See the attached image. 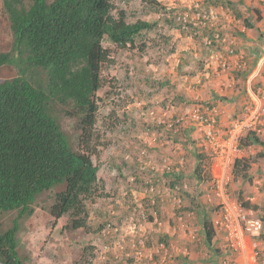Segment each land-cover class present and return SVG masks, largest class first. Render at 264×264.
<instances>
[{
	"label": "rangeland",
	"instance_id": "obj_1",
	"mask_svg": "<svg viewBox=\"0 0 264 264\" xmlns=\"http://www.w3.org/2000/svg\"><path fill=\"white\" fill-rule=\"evenodd\" d=\"M111 2L113 13L123 9L128 22L140 19L152 24L132 47L120 49L106 38L102 43L114 62L102 68V86L97 91L99 159L93 155L92 160L99 168L95 192L85 200L86 226L68 227L69 213L54 220L49 207L55 189L49 190L37 197L30 215L19 218L17 251L24 264H228L233 255L221 233L208 241L203 228L205 219H212L216 201L210 192L212 177L205 155L204 179L194 174L200 147L188 114L197 101L215 107L218 101L226 105L229 99L225 92L213 102L195 96L202 81H195L194 76L206 78L197 73L202 72L204 55L218 46L215 42L205 44L213 30L190 35L174 24L172 16L194 2L222 6L217 29L225 37L237 30L230 15L243 24L252 18L257 21L258 14L252 5L240 10L226 0ZM9 45V27L0 6V47L6 50ZM247 72H238L241 80L235 86L244 97L224 129L245 112ZM254 83L263 93L261 82ZM175 118H182L176 133L158 122ZM74 123L73 118L61 117L72 141L77 135ZM239 179L243 180L231 173L226 188L229 196L242 204L245 198ZM252 210L264 227V214ZM15 216L16 211L4 213L1 229L10 226ZM256 239V264H264V228Z\"/></svg>",
	"mask_w": 264,
	"mask_h": 264
},
{
	"label": "trees",
	"instance_id": "obj_2",
	"mask_svg": "<svg viewBox=\"0 0 264 264\" xmlns=\"http://www.w3.org/2000/svg\"><path fill=\"white\" fill-rule=\"evenodd\" d=\"M0 6L10 33L9 48L0 47V217L16 211L10 226L1 229L0 223V264H24L18 220L32 213L39 195L55 189L51 217L69 213L68 227L86 226L85 200L95 192L99 168L92 160L99 159L97 91L102 68L114 62L102 43L106 38L120 49L132 47L152 23L128 22L123 9L113 13L111 0H0ZM260 9L254 10L256 20ZM64 116L75 119V141L61 124ZM251 143L264 146V137L248 131L238 146ZM248 162L235 157L231 173L246 179ZM205 164L197 153L194 174L201 180ZM203 228L208 241L215 239L210 217Z\"/></svg>",
	"mask_w": 264,
	"mask_h": 264
},
{
	"label": "built area",
	"instance_id": "obj_3",
	"mask_svg": "<svg viewBox=\"0 0 264 264\" xmlns=\"http://www.w3.org/2000/svg\"><path fill=\"white\" fill-rule=\"evenodd\" d=\"M264 4V0H257ZM222 6H202L198 2L189 5L188 9L174 13L173 21L178 28L190 35H198L204 30H213L206 45L224 41L221 37L219 12ZM234 20L232 15L229 21ZM222 28L224 24L221 25ZM232 52V51H231ZM217 67L222 72L227 70V62L217 61ZM248 99L244 105L245 112L231 127L223 131L218 122L217 110L214 107L197 101L189 109V119L198 132L200 153L209 162L211 174L210 192L216 201L212 213V224L215 233L220 232L226 247L233 257L228 264H256L259 242L256 239L263 231V221L251 208L242 206L236 199L229 196L227 184L231 177V168L235 157L240 154L238 142L240 137L253 131L257 135L264 134V92L252 85V80L246 81ZM182 118L159 120L176 133ZM181 121V122H180ZM181 219V216L179 217ZM163 247V244H160Z\"/></svg>",
	"mask_w": 264,
	"mask_h": 264
},
{
	"label": "crops",
	"instance_id": "obj_4",
	"mask_svg": "<svg viewBox=\"0 0 264 264\" xmlns=\"http://www.w3.org/2000/svg\"><path fill=\"white\" fill-rule=\"evenodd\" d=\"M231 4L240 10L250 5L254 8L261 7V19L255 21L252 18L253 26L247 28L233 15V25L237 30L230 35L226 34L224 41L217 43L216 49L204 55L202 72L197 74L202 73L206 78L194 76L195 81H202L195 95L199 99L213 102L215 96L223 92L229 96L226 105L218 101L214 107L217 110L219 126L223 131L227 130L224 129L227 120L232 116L231 114H235L244 97L235 86L241 80L238 77L239 71H248L246 81L251 79L253 83L254 80L261 82L260 87L264 91V4L257 0H231ZM218 60L227 62L225 72L218 69ZM213 73H216V76ZM239 149L241 151L239 156L248 159L249 167L248 177L239 179L238 183L244 191L245 200L257 205V211L261 210L264 214V208L259 207L264 204V146L260 143H251Z\"/></svg>",
	"mask_w": 264,
	"mask_h": 264
}]
</instances>
